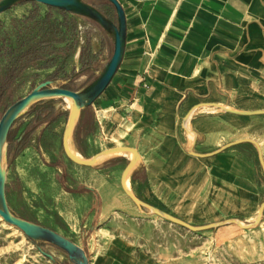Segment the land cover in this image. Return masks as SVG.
<instances>
[{
    "label": "rangeland",
    "instance_id": "rangeland-1",
    "mask_svg": "<svg viewBox=\"0 0 264 264\" xmlns=\"http://www.w3.org/2000/svg\"><path fill=\"white\" fill-rule=\"evenodd\" d=\"M86 1L106 14L112 12L108 0ZM47 13V26L53 19L62 18L58 8L35 1L21 2L0 14V118L39 83L52 79L80 90L104 66L93 72L83 70L73 58V45H63L54 52L51 44L45 53L61 58L55 70L48 69L53 62H29V57L5 70L9 56L17 58L19 45L23 50L33 44L25 36L27 32L35 36L38 20ZM80 18H84L82 23L86 20L99 26ZM81 28L79 39L85 42L91 27L82 24ZM55 36L50 29L48 38ZM72 38L75 40V35ZM257 58L252 69H241L229 80L224 77L225 83L216 77L219 84L203 102L223 107L196 109L189 119L186 111L176 123L177 136H171L166 128L162 139L149 140L154 147L148 157L153 172L151 184L143 195L134 193L195 226L226 219H238L249 226L232 222L191 230L128 196L120 179L125 164L122 154L101 157L94 166L69 159L61 145L63 131L59 126L70 108L69 101L62 97L31 106L9 133L6 195L10 210L77 243L86 251L89 264H264V210L256 221L264 202V165L258 153L246 142L205 159L191 153L213 152L236 139L264 134V114L242 115L226 110L264 108V52ZM43 121L49 123L37 135L36 128ZM197 124L209 126L212 135L209 137L204 129L191 139L189 132ZM120 142L113 129L105 128L97 149ZM189 142H193L190 148ZM234 155L240 161H233ZM216 156L223 160L216 161ZM128 186L136 191L130 182ZM53 259L60 264H75L58 246L33 241L0 216V264H57Z\"/></svg>",
    "mask_w": 264,
    "mask_h": 264
},
{
    "label": "crops",
    "instance_id": "crops-1",
    "mask_svg": "<svg viewBox=\"0 0 264 264\" xmlns=\"http://www.w3.org/2000/svg\"><path fill=\"white\" fill-rule=\"evenodd\" d=\"M118 1L126 19L123 59L105 91L91 106L82 110L72 134L71 147L86 158L116 146L137 149L139 160L128 173V180L136 190L134 193L143 195L153 174L148 157L154 147L150 146L149 140L162 139L166 128L171 130V136H177L176 123L186 111L220 106L219 103L203 102L219 84L216 77L225 83L224 77L229 80L241 69H252V64L259 59L257 55L264 52V0ZM111 7L112 12L108 15L117 21L113 4ZM82 19L75 15V33L64 42L53 41V50L59 52L63 45H73L75 61L83 70L93 72L109 60L113 41L101 27L86 20L82 23ZM82 24L91 27L85 42L79 39ZM43 60L38 58L36 62ZM60 65L61 58L57 57L48 69L55 70ZM256 109L264 108L248 110ZM29 116L34 117V112ZM66 120L60 123L62 131ZM48 123L39 124L36 134L45 131ZM198 125L192 130V139L203 130ZM105 128L113 129L121 142L97 149L99 135ZM259 136V139L243 138L259 143L264 165V134ZM246 143L260 157L258 147L252 142ZM192 145L193 142H189V148ZM123 157L125 164L120 179L132 156ZM218 157L215 160H223ZM233 157L234 161L237 156ZM236 160L240 161V158ZM218 167L216 162L215 168Z\"/></svg>",
    "mask_w": 264,
    "mask_h": 264
},
{
    "label": "water",
    "instance_id": "water-1",
    "mask_svg": "<svg viewBox=\"0 0 264 264\" xmlns=\"http://www.w3.org/2000/svg\"><path fill=\"white\" fill-rule=\"evenodd\" d=\"M26 1H35L46 4L51 7H55L61 10L70 12L76 16L85 17L97 23L112 39L113 41V52L109 60L104 64V66L98 71L96 78L91 81L87 86L80 90H73L65 87L58 81L48 79L38 85H36L27 95L21 97L20 99L13 102L2 114L0 118V216L9 224L15 225L20 228L25 235L35 242H46L58 246L64 250L70 260L75 264H89V258L86 251L79 246L77 243L62 235L61 233L43 226L38 223H34L23 218L16 216L9 208L6 195V180H7V154H8V140L9 133L14 125V123L20 119L23 114L34 104L41 102L46 99H53L57 97L69 98L71 99V107L68 113L66 124L62 135V145L65 154L69 159L77 164L83 166H94L96 165L101 157L114 153L116 151H132L133 156L127 163L123 170L121 177V184L125 192L134 200L136 203L143 205L147 208H151L156 214L168 218L182 226H186L191 230L200 231L209 228L223 226L227 223L237 222L241 227L244 224L238 219H226L224 221L211 222L201 226H195L189 222L174 216L170 213L163 212L150 204L149 202L143 200L134 194V192L127 188L126 178L130 170L139 160V152L137 149L130 146H116L101 150L90 158H85L78 153H75L71 148V138L74 128L78 122L82 110L92 105V103L105 91L107 86L112 81L114 75L116 74L125 51L126 43V19L125 12L118 0H108L113 4L116 14L117 21L113 20L108 14L100 10L95 5L87 2L86 0H0V14L16 4ZM228 112L242 115H253V114H264V109L256 110H239L226 108ZM241 142H252L260 150V158L263 163V158L261 154V148L259 143L251 138H241L235 141L228 142L220 149L209 153H197L191 152L195 156L207 157L217 154L224 149L233 146ZM264 210V202L259 208V212L256 221L259 222L261 215ZM53 258V257H52ZM57 264L55 259H53Z\"/></svg>",
    "mask_w": 264,
    "mask_h": 264
},
{
    "label": "trees",
    "instance_id": "trees-1",
    "mask_svg": "<svg viewBox=\"0 0 264 264\" xmlns=\"http://www.w3.org/2000/svg\"><path fill=\"white\" fill-rule=\"evenodd\" d=\"M59 11L62 14V18L53 19L52 24H50V26H47V23L50 20L49 13L45 14L41 20H38V28L34 37H31L30 32H27V36L25 37H28L29 41L32 39L33 44H29L27 47L23 48V50H21L22 47L19 45L18 47L19 53L17 58L12 59V56H9L8 58L9 60L4 65L5 70H10L14 66H19L21 64L20 62L21 58H26V57H29V62H36L38 58L40 59L43 58L44 59L43 61L47 60L53 63L57 61V59L56 60L53 59L54 58L53 56L45 53L46 47L50 46L53 43V41L64 42L66 41V39H68V35L75 33V16L72 13L67 12L65 10L59 9ZM50 29L53 30V33L57 36L53 38H48V35L50 34ZM37 36H39L38 39ZM10 54L11 53H9V55Z\"/></svg>",
    "mask_w": 264,
    "mask_h": 264
},
{
    "label": "bare ground",
    "instance_id": "bare-ground-1",
    "mask_svg": "<svg viewBox=\"0 0 264 264\" xmlns=\"http://www.w3.org/2000/svg\"><path fill=\"white\" fill-rule=\"evenodd\" d=\"M65 99L66 100H68L69 101V108L71 107V99H69V98H67V97H65ZM221 106L223 107V105H221L220 104V107H216V106H213V107H210L211 109H216V108H221ZM204 107H206V106H204ZM193 111H194V109H192L190 112H189V114H188V119L190 118V116L192 115V113H193ZM188 119H187V121H188ZM204 123V122H203ZM207 124V123H206ZM212 124V123H211ZM198 125V124H197ZM213 127H214V125H213ZM198 128L199 129H205L206 131H208V133H207V135L210 137L211 135H212V132H211V128L209 127V126H206V125H203V124H199L198 125ZM215 128V127H214ZM213 128V129H214ZM216 129V128H215ZM193 136H194V134H193V131H190V137H191V139L193 138ZM72 148V147H71ZM72 150L74 151V149L72 148ZM75 153H77L76 151H74ZM110 154H122V155H128V156H133V153H132V151H116V152H114V153H110ZM110 154H108V155H110ZM108 155H105V156H108ZM105 156H103V157H105ZM128 175H127V178H126V186H127V188L128 189H130L129 188V186H128V184H129V180H128ZM131 190V189H130ZM125 191V190H124Z\"/></svg>",
    "mask_w": 264,
    "mask_h": 264
}]
</instances>
